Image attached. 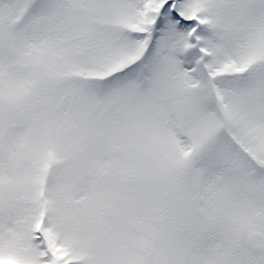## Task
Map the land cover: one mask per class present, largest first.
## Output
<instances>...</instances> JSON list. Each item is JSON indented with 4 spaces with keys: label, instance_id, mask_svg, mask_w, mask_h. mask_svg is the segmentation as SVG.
<instances>
[{
    "label": "snow or ice",
    "instance_id": "obj_1",
    "mask_svg": "<svg viewBox=\"0 0 264 264\" xmlns=\"http://www.w3.org/2000/svg\"><path fill=\"white\" fill-rule=\"evenodd\" d=\"M0 264H264V0H0Z\"/></svg>",
    "mask_w": 264,
    "mask_h": 264
}]
</instances>
